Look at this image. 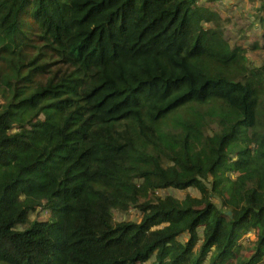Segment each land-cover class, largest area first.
<instances>
[{
    "label": "trees",
    "instance_id": "16d2710c",
    "mask_svg": "<svg viewBox=\"0 0 264 264\" xmlns=\"http://www.w3.org/2000/svg\"><path fill=\"white\" fill-rule=\"evenodd\" d=\"M200 1L0 0V264H264V0Z\"/></svg>",
    "mask_w": 264,
    "mask_h": 264
},
{
    "label": "rangeland",
    "instance_id": "374dc122",
    "mask_svg": "<svg viewBox=\"0 0 264 264\" xmlns=\"http://www.w3.org/2000/svg\"><path fill=\"white\" fill-rule=\"evenodd\" d=\"M200 1V5H209L214 10H217L222 17L227 16L230 20V24L226 26V30L228 32H225V37L231 42L232 45L242 46V47H248L250 42H253V38L256 35L257 39L259 40V43L261 44L262 41L259 39V36L263 34L261 30L258 29V26H256L254 19V14L251 13V8L258 7V3L253 4L254 6L251 7L249 2L247 0H243V3H241L239 0H230L229 6L226 8L224 6L226 0H223L221 2V5L217 4H209L207 0L202 2ZM255 24L256 28L252 29L249 28V24ZM264 27V26H263ZM242 36H245L247 40L241 38ZM232 45V46H233ZM248 59L250 60V63L255 66H262L264 65V51H255V52H249L248 53ZM173 196L176 199L183 200L187 196L198 198L199 192L194 188H189L184 191L179 190H173L168 189L165 191L160 192V196ZM48 218V214H44L40 211H37L29 216V220H37V221H45ZM113 219L115 222H121V221H130V222H138L141 219V214L136 209H132L127 213H117L114 212ZM26 228L25 226L20 227V229ZM187 239V237L181 238V242H184Z\"/></svg>",
    "mask_w": 264,
    "mask_h": 264
},
{
    "label": "water",
    "instance_id": "95a60500",
    "mask_svg": "<svg viewBox=\"0 0 264 264\" xmlns=\"http://www.w3.org/2000/svg\"><path fill=\"white\" fill-rule=\"evenodd\" d=\"M228 215H229V213H228Z\"/></svg>",
    "mask_w": 264,
    "mask_h": 264
}]
</instances>
